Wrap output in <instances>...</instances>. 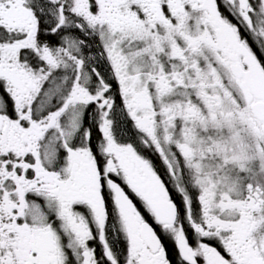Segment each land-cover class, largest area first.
<instances>
[{
  "label": "snow or ice",
  "instance_id": "1",
  "mask_svg": "<svg viewBox=\"0 0 264 264\" xmlns=\"http://www.w3.org/2000/svg\"><path fill=\"white\" fill-rule=\"evenodd\" d=\"M0 264H264V0H0Z\"/></svg>",
  "mask_w": 264,
  "mask_h": 264
}]
</instances>
